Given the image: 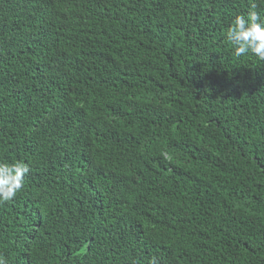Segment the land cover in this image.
I'll use <instances>...</instances> for the list:
<instances>
[{
	"label": "trees",
	"instance_id": "1",
	"mask_svg": "<svg viewBox=\"0 0 264 264\" xmlns=\"http://www.w3.org/2000/svg\"><path fill=\"white\" fill-rule=\"evenodd\" d=\"M182 252L264 264V0H0V264Z\"/></svg>",
	"mask_w": 264,
	"mask_h": 264
},
{
	"label": "clouds",
	"instance_id": "2",
	"mask_svg": "<svg viewBox=\"0 0 264 264\" xmlns=\"http://www.w3.org/2000/svg\"><path fill=\"white\" fill-rule=\"evenodd\" d=\"M133 232H124V233H122V234H120L121 235V248H122V246H123V244H124V242H123V236H126V237H129L131 234H132ZM185 238H189L190 236L189 235H185L184 236ZM182 245H185V244H182ZM174 247V244H173V239H171L170 241H168V242H166V244L160 249V252L161 253H163V251H165V250H171L172 248ZM189 247V246H188ZM131 254H128V256H130ZM163 255V254H162ZM197 254H194L192 257H191V259H194V257L196 256ZM190 256V254H184L183 252H182V254H179L178 255V259L180 260V263L179 264H187L188 263V261H189V257Z\"/></svg>",
	"mask_w": 264,
	"mask_h": 264
}]
</instances>
